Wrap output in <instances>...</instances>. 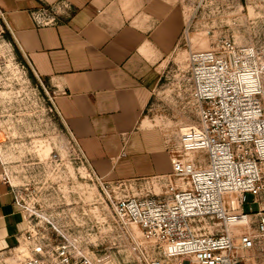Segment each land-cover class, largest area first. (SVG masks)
<instances>
[{
  "label": "built area",
  "instance_id": "obj_1",
  "mask_svg": "<svg viewBox=\"0 0 264 264\" xmlns=\"http://www.w3.org/2000/svg\"><path fill=\"white\" fill-rule=\"evenodd\" d=\"M258 1L264 6V0ZM73 11L67 0H60L31 16L43 27L59 24ZM9 33L0 10V39L7 40ZM182 85L198 110L201 135L194 144L171 150L169 173L106 179L67 128L100 184L104 205L98 218H114L135 259L103 255L99 244L51 221L13 184L1 153L3 179L26 227L17 244L0 253L9 252L17 264H264V38L240 45L226 37L213 48L191 50ZM50 99L59 114L54 96ZM248 194L258 210H245ZM67 213L62 218H78Z\"/></svg>",
  "mask_w": 264,
  "mask_h": 264
},
{
  "label": "crops",
  "instance_id": "obj_2",
  "mask_svg": "<svg viewBox=\"0 0 264 264\" xmlns=\"http://www.w3.org/2000/svg\"><path fill=\"white\" fill-rule=\"evenodd\" d=\"M58 1L0 0V10L25 62L52 87L64 124L106 179L169 173L146 112L179 45L183 10L167 0H67L71 16L38 27L31 12ZM3 172L0 160V252L26 227Z\"/></svg>",
  "mask_w": 264,
  "mask_h": 264
},
{
  "label": "rangeland",
  "instance_id": "obj_3",
  "mask_svg": "<svg viewBox=\"0 0 264 264\" xmlns=\"http://www.w3.org/2000/svg\"><path fill=\"white\" fill-rule=\"evenodd\" d=\"M167 1L183 10L184 25L146 112L147 133L161 142L162 152L168 156L166 172L171 170V150L182 149L185 142L194 144L201 135L196 127L198 110L182 85L190 51L213 48L226 37L240 45L264 38V6L258 0ZM6 39H0V153L13 184L22 189L27 201L52 216L51 221L70 228L92 245L99 244L101 254L135 259L137 255L126 247L114 218H98L104 205L100 184L54 109L52 87L33 73L9 34ZM247 197L245 210L250 211V206L258 210V204H251L253 195ZM260 202L264 206V196ZM67 212L78 218L71 214L62 218ZM0 264L17 262L3 252Z\"/></svg>",
  "mask_w": 264,
  "mask_h": 264
},
{
  "label": "bare ground",
  "instance_id": "obj_4",
  "mask_svg": "<svg viewBox=\"0 0 264 264\" xmlns=\"http://www.w3.org/2000/svg\"><path fill=\"white\" fill-rule=\"evenodd\" d=\"M240 219V218H239ZM242 219V218H241ZM240 223V226H245L246 225V221H241V222H239ZM133 227H135L136 229H138L139 231H140V229H139V227L136 225V224H133ZM140 233H141V231H140Z\"/></svg>",
  "mask_w": 264,
  "mask_h": 264
}]
</instances>
